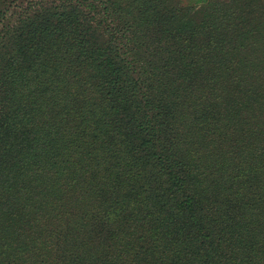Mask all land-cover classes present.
Segmentation results:
<instances>
[{"label":"trees","instance_id":"obj_1","mask_svg":"<svg viewBox=\"0 0 264 264\" xmlns=\"http://www.w3.org/2000/svg\"><path fill=\"white\" fill-rule=\"evenodd\" d=\"M0 264H264V0H0Z\"/></svg>","mask_w":264,"mask_h":264},{"label":"rangeland","instance_id":"obj_2","mask_svg":"<svg viewBox=\"0 0 264 264\" xmlns=\"http://www.w3.org/2000/svg\"><path fill=\"white\" fill-rule=\"evenodd\" d=\"M227 3L229 0H220V2ZM13 22V9L6 15V18L4 20V24H9Z\"/></svg>","mask_w":264,"mask_h":264}]
</instances>
